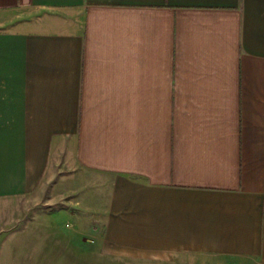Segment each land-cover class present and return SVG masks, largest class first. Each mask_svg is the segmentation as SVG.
<instances>
[{
  "label": "crops",
  "instance_id": "crops-1",
  "mask_svg": "<svg viewBox=\"0 0 264 264\" xmlns=\"http://www.w3.org/2000/svg\"><path fill=\"white\" fill-rule=\"evenodd\" d=\"M59 165L114 256L264 264V0H0V218Z\"/></svg>",
  "mask_w": 264,
  "mask_h": 264
},
{
  "label": "rangeland",
  "instance_id": "rangeland-1",
  "mask_svg": "<svg viewBox=\"0 0 264 264\" xmlns=\"http://www.w3.org/2000/svg\"><path fill=\"white\" fill-rule=\"evenodd\" d=\"M34 13L16 9L7 14L9 29H30ZM64 158L62 157V163ZM53 178L38 186L19 214L0 218V264H260L257 259L180 254L173 260L154 261L114 256L103 248L104 203L96 181L78 173L65 176L63 165Z\"/></svg>",
  "mask_w": 264,
  "mask_h": 264
}]
</instances>
